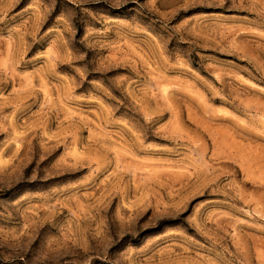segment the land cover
<instances>
[{
    "label": "rangeland",
    "instance_id": "rangeland-1",
    "mask_svg": "<svg viewBox=\"0 0 264 264\" xmlns=\"http://www.w3.org/2000/svg\"><path fill=\"white\" fill-rule=\"evenodd\" d=\"M0 264H264V0H0Z\"/></svg>",
    "mask_w": 264,
    "mask_h": 264
}]
</instances>
